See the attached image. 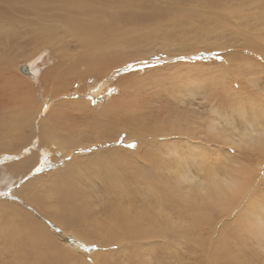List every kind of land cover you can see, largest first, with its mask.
Wrapping results in <instances>:
<instances>
[{"label":"bare ground","instance_id":"obj_1","mask_svg":"<svg viewBox=\"0 0 264 264\" xmlns=\"http://www.w3.org/2000/svg\"><path fill=\"white\" fill-rule=\"evenodd\" d=\"M184 1L188 3L191 0H180L178 9H180L181 13H184L186 10L184 9V5L187 4H182ZM196 1H202L201 3H204V7L209 10L206 13H212L218 17L222 15L220 14V10L222 12L225 9L228 10L230 5L227 3L231 0ZM234 1L236 2L237 0ZM156 2L157 0H0V155H3L5 151H8V155L13 154L9 152H14L20 147L23 150L30 143L29 139L32 133L29 136L27 130L32 129L33 132L35 126L34 118L37 110L32 107L31 101L33 95L36 93L34 92L35 89L33 90L35 87L34 84L36 83L19 73V70L22 68L18 65V61L31 57H34L33 64L37 63L34 65L33 71L38 74L41 73L39 78L34 77L33 80H36L41 88L45 84L47 89H45L44 96L46 97L49 95V92L55 98H61L65 95H76L72 94L73 88L76 86L81 87V92L91 91L94 85L101 82L109 84V86L101 87L98 89L99 91L102 88H106V91L112 92L118 86L123 90L122 94L118 97H113L111 104L105 107L100 113H95V110L92 108L93 106L85 104L87 102L84 103L83 101L69 99L59 100L55 105L56 108L54 110L50 109V116L48 115L50 117L49 120L51 119V122L55 124L53 126L51 124L46 126L41 132L40 137L43 141L48 142L56 137L58 140L57 143H62V146L67 149L70 147L74 148L82 142H79L76 134L84 141H94V143L101 145L102 142H118L122 133H126L128 135L127 137L130 138L133 135L144 134L141 131L152 130L149 126H146L148 124H144L141 117L148 107V105L142 104L150 100L153 101V95L146 89L141 88L142 86H139L141 82L138 78L139 74L136 72H125L131 68H134V70H138L139 67L141 68L144 62L147 61L144 60V55L151 54L158 49V45L154 40L159 38L156 35L159 26L152 27L150 23L155 19H160L161 21L172 10L174 12L177 5L174 3L173 6V1L168 0L165 2L168 4L164 7L165 9L160 10ZM233 2L231 4L233 6L230 9L238 14L244 4H249L253 8L257 7L256 9H260V11H257L255 8L253 9L257 12H264V0H238L237 2L239 4L236 6H234L235 3L233 4ZM175 12L178 13L177 8ZM190 15H188L190 20L197 19L195 17L196 13ZM241 19H245L243 15ZM165 24L164 22L163 25ZM251 24L258 25L255 17L245 23L248 27ZM254 25L250 26V30H252ZM146 27L148 28L145 30ZM166 33L168 34V32ZM174 33L172 32V34ZM167 34L165 35L167 36ZM153 35H156L155 38L153 37L154 40L151 38ZM136 40L144 42L139 47H135L134 43ZM130 46L137 51L133 53V49ZM43 47L52 48V58L49 57L46 51L42 52L41 55H37ZM244 47L247 48V46ZM54 55H56V59ZM136 60L139 61L135 65H131V62ZM48 63L51 64L49 65ZM157 70L159 69L154 68L151 70L153 73L151 75H154L156 84L158 83L160 88L162 87L163 80L168 79L173 84H178L180 80L182 83V79H184V75H182L177 67L163 69V75H158L159 72ZM167 70L169 73L167 76H164ZM191 70V66L186 68V74L189 77ZM25 71L31 76L27 68L23 67V72ZM160 72L162 73V71ZM147 76L150 75L148 74ZM114 79H117V81H114ZM126 109L129 111L124 115ZM168 111L167 106L160 105L158 108L157 115L163 125L166 122H171V119L167 121V116L163 113H167ZM173 114L175 115V111ZM253 115L257 116L258 121L260 117V114L255 112V110L252 116L248 117L249 123L252 124V130L254 133H262L263 127L260 130L262 125L260 126L257 122L256 124L253 122ZM187 117H180L179 115L174 127L168 125L165 129L160 127L154 130L156 137L157 134H161L162 136L160 135L159 140L155 139L152 145L157 146L158 142L164 141L166 137H173L176 133L182 139H190L194 133L183 131L182 128V125L187 123ZM178 118L185 119L183 121L185 123L178 122ZM79 126H85V129H79ZM186 126L191 127L189 124ZM4 139L8 140V144L5 146L2 141ZM196 140H198L196 143H202L204 141L200 135H198ZM167 142H163L164 147ZM259 142H264V138ZM149 146L143 147L138 153L131 152L127 148L126 150H121L119 147L109 149L103 153H92L81 162H83L84 174L86 173L94 179L92 181L89 179V183L83 182L84 184L77 183L75 185H68L66 183L69 188L65 192L60 191V193H57L60 200L58 206L60 210L59 212L57 211L59 213L57 218L61 220L59 223L61 222L60 224L62 225L72 222L82 224L86 228L85 230L89 237L88 239L84 237V240L87 242L95 241V243L101 244L100 251L91 254L84 253L85 246L82 242L80 243L79 240L76 241L71 236L67 237L65 236L66 234H57L59 230L50 223L51 220L49 217H44V219H49L47 222L48 229L38 220H34L35 217L33 219L31 215H28L29 212H26L27 210L25 211L23 207L14 203H7L0 205V212H5L3 215H0V252L2 253H0V264H3V261L6 260L5 257H9L10 260H18V264H82L80 259H84L88 264H90V261L93 263V259H95L96 264H153V262L156 264L159 262L160 256H154L155 258L153 260L150 257V260H148L146 256L143 257L141 254L139 256L137 253H135L136 256H133L135 254L128 256L126 253L125 260L121 261L122 257L114 256L113 254L115 253L109 250V248L113 247L110 244L133 238L134 243L141 244L143 249L146 243L150 244V239L153 241L152 238L157 239L158 237H163L162 235L166 234V232H170V234L176 231L179 232L181 227H183L184 231L186 226L184 227L182 224L185 222L190 221L189 223L197 224L198 226L205 222L214 229L217 220L225 214L232 212L231 207L236 202V198L240 196L238 194H242L243 192L241 190V184L244 182L242 178L231 177L221 182L219 180L220 178L218 179L220 175L217 174V170H214L212 171L210 183H207V187H191V185L189 186L190 188H181L182 190L176 187L175 190L171 188V191L168 190L170 189L169 187H156L161 182V177L157 176L155 180V169L158 167L164 169L166 166L170 167L172 164H169L171 161L166 160L169 162L167 163L163 159V154L166 155L167 152L162 149V146L156 149L157 153L152 152ZM166 146L170 148L172 154L176 152L177 147L169 146V144ZM184 149L185 152L179 156L181 158L178 159V162H181L182 158L184 160L187 159L188 154L191 153L195 159H199L195 165L198 168H202L203 163L200 161H203L202 159L206 155V152L198 144H186ZM163 150L166 153H162ZM181 150L183 151V149ZM194 152L197 153L195 154ZM156 154H159L157 158H160V161L163 163H158L153 158ZM36 162H38V156L32 153V157L29 160L2 167L0 169V189L7 185L11 172L16 170L19 174L26 173L29 171V166L34 163L32 166L34 167ZM164 163L166 165L162 167ZM172 163H174V160ZM186 164L188 165V163ZM179 166L178 164V168ZM211 166L217 169L215 161L212 162ZM167 167L166 170L168 171ZM67 172L66 177L68 176L70 179L76 176L79 182H82L74 170L67 168ZM202 178H200L199 183H201ZM189 180L186 173H184L180 176L177 183L179 182V186H181L183 182ZM33 181L26 183L23 189L26 191L30 189ZM40 181L41 178L35 182V185L38 186ZM60 182L62 183V181ZM70 183L76 182L71 181ZM167 185L169 186V183ZM61 186H64V183ZM87 186H93L98 192L103 194V198L107 200V203L105 201V207L102 205V207L98 206L101 208H97L95 204L96 208L90 209L89 205L92 206L94 204H91L93 202L89 203L92 197L89 198L90 200L88 199V195L90 194L87 192L89 189L86 190ZM200 193L204 195H198ZM147 199H150V202H147ZM31 200L33 203L36 201L34 197H31ZM104 200H102V203ZM34 205L40 206L41 203L38 201ZM47 206L50 207L46 204L42 206V208L44 207L46 209L43 215L50 216L49 212H47L49 210ZM53 211L55 212L56 209H53ZM65 214H67L66 218H64ZM51 215H55L56 217L54 213ZM250 215L251 207H248L243 211V220L238 225L240 231L248 228V231L252 233L253 225L246 220ZM52 218L57 222L54 217ZM263 218L260 216L258 221L261 222ZM64 221L66 223L63 224ZM255 226L257 228V223ZM202 228L204 227L202 226ZM257 229L260 239L264 241V229H261V227ZM183 236L185 235L182 234ZM205 237H207V234ZM59 238L62 243L59 242ZM188 238L190 237L188 236ZM228 239L226 235L219 236L212 249V255L209 256L207 254V247L205 246L206 254L203 264H242L244 262L243 255L247 252L243 250L248 249L251 253L254 252L251 250L252 246H246L242 243L237 244L234 249H229V245H226ZM206 240L208 241L209 237ZM1 243L4 245L10 244L12 247L9 248L2 245V248ZM86 246L87 249L91 248L89 245ZM122 246V244L119 245V249ZM150 247L152 248V246ZM202 249L205 250L203 247ZM238 249L242 252H239L238 257L233 256L232 252ZM116 250L119 251L118 249ZM138 250H141V248ZM206 256H208L207 259ZM211 259H213L212 262ZM252 259L253 261L251 263L260 264V262H256L258 257L255 253H253ZM6 264L8 263L6 262Z\"/></svg>","mask_w":264,"mask_h":264},{"label":"rangeland","instance_id":"obj_2","mask_svg":"<svg viewBox=\"0 0 264 264\" xmlns=\"http://www.w3.org/2000/svg\"><path fill=\"white\" fill-rule=\"evenodd\" d=\"M166 1L168 0H157L156 5L159 6L160 10H164V7L168 5L165 3ZM169 1H173V6L174 3L177 4L176 8L178 13L175 12V8V13L172 10L171 13L165 15L166 17L164 16L161 21L160 19H155L150 23L152 27L159 26L157 28L158 33H156L159 38L154 40L156 35L151 37L154 42L156 41L158 49L155 50L156 52L153 51L151 54L144 55L143 58L147 61L144 62L141 68L139 67L140 69L138 68V70H134V68H131L125 72H136L139 74L138 78L141 81L139 86H142L141 88L151 92L154 98L153 101L150 100L147 103L142 104L148 105V107L145 109L141 118L144 124H148L146 126H149L152 129L141 131L144 132L142 135L132 136V134H130L132 137L128 138L126 133H122L118 139V142H102L101 146L94 143V141H84L78 136V134H76L77 139L79 138V142L82 141L83 143L78 142V146L67 149L62 146V143H57L58 140L56 137L48 142L43 141L40 137L41 132L46 126H49L50 124L53 126L55 124L51 122V119L49 120L50 117H48V115L50 116L49 112L56 108L55 105L57 102H59V100L69 99L83 101L84 103L87 102L85 104L93 106L92 108L95 110V113H100L105 107L111 104L113 97H118L121 95L123 90L118 86L117 89L112 92L106 91V88H102V90L99 91V88L106 87L107 85L109 86V84L101 82L94 85L91 91L81 92V87L76 86L73 88L72 93L76 95H65L61 98H55L52 96L51 92H49V95L46 97L44 96V93L46 92L45 89H47L45 84L43 85L42 89L39 87V84H37L36 80H33L34 77L39 78L41 74L33 71L34 65L37 64H33L34 57L25 58L18 61V65L20 68H22L19 70V73L29 80L35 81L34 83L37 84H34L35 87L33 90L35 89L34 92L36 93L33 95V99L31 101L32 107L37 110L34 118L35 126L33 132L32 129L27 130V134L30 136L32 133V135L29 139V145L25 146L23 150L20 147L14 152H9L13 154L8 155V151H5L3 152V155H0V169L5 166H11V164L29 160L32 157V153L38 156V162H36L34 167H32L34 163L31 164L28 168L29 171L26 173L19 174L16 172V170H14V172L9 174V181H7V185L4 188H1L2 190L0 189V205H5L7 203L17 204L20 207H23L25 211L27 210L26 212H29L28 215H31L33 219L35 217L34 220H38L48 229L49 226L47 222L50 219V223L57 230H59V233L57 232V234H66L65 236H71L76 241L79 240L80 243L82 242V244L85 246L83 250L85 251L84 253H95L100 251L101 244H97L95 241L87 242L84 240L85 238L88 239L89 237L87 236V232L85 230L86 228L82 224H75V222L69 224L65 221L63 222V224L66 223L64 225L60 224L61 222L59 223L61 220L57 218V215L59 214L57 211L59 212L60 210L58 207L60 200L57 193H60V191L65 192V190L69 188L67 187L68 185H75L77 183L83 182L89 183V179L90 181L94 179L93 177L88 176L86 173L84 174L83 162H81L84 158L89 157V155L92 153H103L104 151H108L109 149H114L116 147H119L121 150H126L127 148V150L131 152L138 153L143 147H147L150 144L151 145L149 147L151 148V151L157 153L156 149L162 146V149L167 152L166 153L164 150L162 151V153H166V155L163 154V159L165 162L171 161L170 163H167L172 165H169L170 167L166 166L168 171L166 170V167L164 169L161 167L155 169V180L157 179V176L161 177V182L156 187H169V191H171V188L172 190H175V187L178 189H185L187 187L190 188L189 186L191 185V187H207L212 177V171L217 170V174L220 175L218 176V179L220 178L219 180L221 182H224L231 177L242 178L244 182L241 184V190L243 192L242 194H238L240 196L236 198V202L231 207L232 212L225 214L222 218L217 220L214 229L205 222L198 226L197 224L195 225L193 223H189L190 221H188L185 222L187 224H182L184 227L186 226L184 231L183 227H181L179 232H173L171 233L172 235L170 232H166V234L162 235L163 237H158L160 241H158V238H152L153 241L151 239L149 240L150 244L146 243L143 246V249L145 248L144 250L142 249L141 244L134 243L133 238L123 241H116L110 244L113 247L109 248L112 253H115L113 255L122 257L121 261L125 260L126 253L128 256L137 253L139 256L140 254L143 257L146 256L148 260H153V258H155L154 256H160L159 262L156 264H203L206 254V247L208 256L212 255L211 252L217 242V238L219 236L226 235L230 239H228V243H226V245H229V249H234L236 245L240 243L245 244L246 246H252L251 250L254 251L253 253H255V255L258 257L256 262L264 264V241L260 239L258 235L259 231L257 229L259 227L264 229V218L261 222L258 221V218L261 216V212L264 211V142H259L264 138V12H257L260 11V9H256L257 7H254L257 10L255 11L253 10L254 8L249 4H244L242 5L243 7L240 8V12L238 14L237 12H233V10L230 9V7L233 6H231V4L234 1L231 0L227 3L230 5L228 10L225 9L224 12H222V10H220L221 12L219 11L220 14L224 15L222 20V15L217 17V15L212 13H206L209 10L204 7L205 5L204 3H201L202 1L188 0L189 4L184 1L182 4H187L184 5V9H186L184 13H181L180 9H178V3L180 0ZM237 1L233 2V4L235 3L234 6L239 4ZM247 5L250 7V9L249 7L247 8ZM213 12L216 13L215 10H213ZM193 13H196L195 17H197V19L190 20L188 15ZM242 15L245 18L244 20L241 19ZM247 17L248 20H251L252 18L254 19L255 17L256 23L258 24H251L254 25L252 30H250L251 25H249V27L247 26L248 24L245 25V23L248 21ZM164 22L166 23L165 25H163ZM147 28L148 27H146L145 30ZM246 28L250 31H248ZM171 29H174L175 31ZM166 32H168V34ZM172 32L175 33L172 34ZM165 34H167V36ZM241 34L243 38L241 37ZM143 42L144 41L140 42L136 40L134 46L139 47ZM244 46H247V48ZM44 51L48 52L47 54H49V57L52 58V48L49 47L41 48L40 53L37 55H41ZM136 51V49H133V53ZM54 57L56 59V55H54ZM138 61L139 60L131 62V65H135ZM48 64L50 65L51 63ZM190 66L192 67V70L189 77L186 74V68ZM23 67L27 68L31 76L27 74V71H25L26 73L23 72ZM169 67L179 68L182 75H184V79H182V83L180 80L178 84H173V82L168 79L163 80L162 87L160 88L158 83L156 84L154 75H151L153 74L151 70L154 68L159 69L157 70L159 72L158 75H163V69ZM160 71H162V73ZM168 73L169 72L167 70V73H165L164 76H167ZM148 74L150 76H147ZM114 81H117V79H114ZM160 105L167 106L169 109L167 113L163 112L167 116V121H170L171 119V122H166L165 125L162 124V121L157 115ZM252 110H255V112L260 114L259 121L257 120V116L253 115V122L255 124L257 122V124L260 126L262 125L260 127V130L263 127L262 133H254L252 130V124H250L248 120V117L252 116L253 114ZM128 111L129 110L126 109L124 115H126ZM174 111L175 115L173 114ZM135 114L137 115L136 111ZM179 115L180 117L188 116L186 121L187 123L183 122L185 119L181 118H178V122H182V124L185 123L182 125L183 131L194 133V137L192 136L190 139L186 140L182 139V137L179 135H176V133L173 137H166L164 141L158 142L157 146L152 145V142L155 139L159 140V138L162 136L161 134H157L156 137L154 130L160 127L165 129L168 125H172L174 127V124L177 121L176 119ZM244 115L245 117H243ZM187 124L191 125V127H187ZM79 129H85V126H79ZM256 129L258 130V128ZM198 135L204 139L202 143H196L198 142V140H196ZM2 141L4 146L8 144V140L4 139ZM124 141H127L128 143H125ZM166 141H168L166 145L169 144V146L177 147L174 154L171 153L170 148H168L165 144L164 145L166 148L163 146V142ZM184 143L188 145L198 144L206 152V155L202 159L203 161H200L203 163V166L199 165L202 166V168H198L195 165L199 159H195L191 153L188 154L187 159L184 160V158H182L181 162H178V159L181 158L179 156L185 152L184 147H186V144ZM132 145H135V147ZM178 146L180 147V150L183 149V151H180ZM261 147L263 148L261 149ZM194 153L192 154L195 155L197 152L195 154ZM157 155L159 154L154 155L153 158H155L158 163H163L160 161V158H157ZM173 160L174 163H172ZM190 161L193 162L191 163ZM214 161L215 164H217V169L214 168V166H211L212 162ZM186 163H188V165ZM178 164L180 165L179 168ZM162 165V167H164L166 164L164 163ZM175 167L177 168L175 169ZM67 168L74 170L77 173V176L79 175V179L82 182H79V180L76 178V176L74 177V175V178L69 179L68 176L66 177V173H68ZM37 169H41V171H37ZM184 173H186L191 181L189 180L187 182H183L182 185L179 186V182L177 183V181H179L180 176ZM39 178H41V181L39 182L38 186H36L35 182L38 181ZM200 178H202L201 183L203 184L199 183L201 180ZM30 181H33V185L26 191L23 189V187ZM60 181L64 183L65 187L61 186L62 183ZM71 181L76 183H70ZM167 183H169V186ZM86 190H88V194L91 195H88V199L92 197L91 200L89 199V203L93 202L91 204H94L92 206L89 205L90 209H95V204L97 205V208H101L102 205L105 207L107 200L103 198L104 196L102 193L98 192L93 186H87ZM198 195L204 194L200 193ZM54 196L55 198H53ZM31 197L36 199L34 203L32 202ZM102 200H104L103 203ZM38 201L41 203V205H34ZM55 202L58 204L56 203L55 205ZM147 202H150V199H147ZM43 204L49 206L52 204L53 209H56V211H53L52 205L50 207L47 206L49 210L52 209L47 211L49 212L50 216L43 215L45 213L44 211L46 210L44 209L45 205L42 208ZM36 206L39 209H37ZM248 207H251V215L250 217L246 216L248 217L246 220L253 225L252 233L248 231V228L240 231L238 227L240 221L243 220V211H245ZM4 213L5 212L2 211L0 212V215H3ZM53 213L56 214V217L55 215H51ZM45 216L46 218L49 217V219H44ZM66 216L67 214H65L64 218H66ZM52 217H54L57 222H55ZM256 223L257 228L255 226ZM202 226L204 228H202ZM76 227L80 228H77V230ZM182 234L185 236L182 237ZM206 234L207 237H209L208 241L206 240L207 237H205ZM188 236L190 238H188ZM126 241H128V243H126ZM59 242L62 243L61 240ZM119 242L123 245L121 249H119V245H121ZM201 242H203V245ZM85 243L91 248L87 249ZM2 245L9 248L12 247L10 244L4 245L1 243L2 248ZM149 245L152 246V248ZM201 246L205 248V250L202 249ZM159 247L164 250L160 249ZM115 248L119 251H117ZM139 248H141V250H138ZM243 251H247V254L244 253L245 255H243L245 264H254L251 263L253 261V253H251L248 249H244ZM239 252L242 251L239 249L235 250L232 252V255L239 256ZM133 256H136V254ZM208 256H206V259ZM5 258L6 260L3 261V264H6V262L8 264H13L15 261V264H18V260L16 259L10 260L9 257ZM93 260V263L90 261V264H96L95 259ZM80 261H82V264H88V262L84 259H80ZM212 261L213 259H211V262ZM244 262H242V264H244ZM153 264L155 263L153 262Z\"/></svg>","mask_w":264,"mask_h":264},{"label":"snow or ice","instance_id":"obj_3","mask_svg":"<svg viewBox=\"0 0 264 264\" xmlns=\"http://www.w3.org/2000/svg\"><path fill=\"white\" fill-rule=\"evenodd\" d=\"M132 146L135 147V145H132ZM37 171H41V169H37ZM261 216L264 217V211L261 212Z\"/></svg>","mask_w":264,"mask_h":264}]
</instances>
